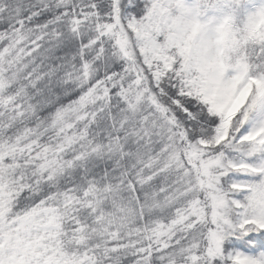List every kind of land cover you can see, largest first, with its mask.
I'll return each instance as SVG.
<instances>
[{
	"label": "snow or ice",
	"instance_id": "6c2138e0",
	"mask_svg": "<svg viewBox=\"0 0 264 264\" xmlns=\"http://www.w3.org/2000/svg\"><path fill=\"white\" fill-rule=\"evenodd\" d=\"M0 0V264H264V4Z\"/></svg>",
	"mask_w": 264,
	"mask_h": 264
},
{
	"label": "rangeland",
	"instance_id": "374dc122",
	"mask_svg": "<svg viewBox=\"0 0 264 264\" xmlns=\"http://www.w3.org/2000/svg\"><path fill=\"white\" fill-rule=\"evenodd\" d=\"M260 1H262V0H259V2H258V0H247V3L245 6L249 9H251L253 6H259L260 4H264V0L262 3ZM187 2L191 3V0H187Z\"/></svg>",
	"mask_w": 264,
	"mask_h": 264
},
{
	"label": "trees",
	"instance_id": "16d2710c",
	"mask_svg": "<svg viewBox=\"0 0 264 264\" xmlns=\"http://www.w3.org/2000/svg\"><path fill=\"white\" fill-rule=\"evenodd\" d=\"M258 2H259V0H258ZM261 3L263 2V0L262 1H260Z\"/></svg>",
	"mask_w": 264,
	"mask_h": 264
}]
</instances>
